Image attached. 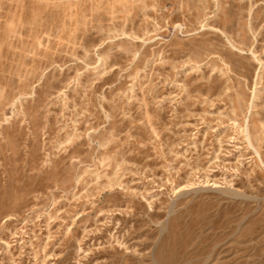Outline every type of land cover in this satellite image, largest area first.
I'll return each instance as SVG.
<instances>
[{"label":"rangeland","instance_id":"obj_1","mask_svg":"<svg viewBox=\"0 0 264 264\" xmlns=\"http://www.w3.org/2000/svg\"><path fill=\"white\" fill-rule=\"evenodd\" d=\"M0 264H264V0H0Z\"/></svg>","mask_w":264,"mask_h":264},{"label":"bare ground","instance_id":"obj_2","mask_svg":"<svg viewBox=\"0 0 264 264\" xmlns=\"http://www.w3.org/2000/svg\"><path fill=\"white\" fill-rule=\"evenodd\" d=\"M10 90V89H9Z\"/></svg>","mask_w":264,"mask_h":264}]
</instances>
